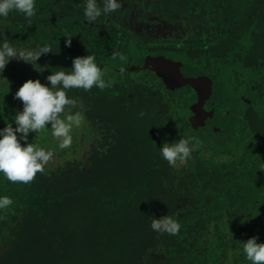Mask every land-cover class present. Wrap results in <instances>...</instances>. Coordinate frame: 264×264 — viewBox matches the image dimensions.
Here are the masks:
<instances>
[{"label":"trees","instance_id":"obj_1","mask_svg":"<svg viewBox=\"0 0 264 264\" xmlns=\"http://www.w3.org/2000/svg\"><path fill=\"white\" fill-rule=\"evenodd\" d=\"M159 1L174 5L181 17L190 7L196 40L189 60L200 82L214 81L219 67L230 68L239 98L213 99L207 107L199 103L200 89L177 91L181 71L176 84L170 80L177 88L172 92L148 77L150 69L138 73L129 65L105 80L104 89L69 90L78 105L65 113L85 116L73 129L71 147L60 149L50 128L30 133L28 142L54 153L44 171L28 184L0 173V196L13 199L0 210V264H224L245 256L241 243L249 238L264 242V0ZM85 6L86 0H36L30 19L15 12L0 17V43L49 45L53 52L34 65L14 58L6 66L0 128L5 122L16 127L23 104L15 93L25 81L48 83L51 71L70 70L77 56L94 54L101 63L116 46V28L92 27ZM238 42L252 44L251 64L235 52ZM249 65L257 71L254 81L245 72ZM189 136L200 147L170 165L162 144ZM164 215L180 223L176 235L151 228Z\"/></svg>","mask_w":264,"mask_h":264},{"label":"clouds","instance_id":"obj_2","mask_svg":"<svg viewBox=\"0 0 264 264\" xmlns=\"http://www.w3.org/2000/svg\"><path fill=\"white\" fill-rule=\"evenodd\" d=\"M122 7V0H86L84 16L88 23H94L102 14H111ZM19 13L26 18L36 15V0H0V17L8 18L10 13ZM67 47L72 46L71 37L65 40ZM47 53H53L51 46L44 45L33 49H18L8 40L0 43V75L6 66L15 58L31 65ZM52 72L46 77L48 83L40 79H28L16 91L15 99L23 104L11 122L0 128V173L10 182L28 184L38 172L42 173L45 166L53 158V151L29 141L30 133H38L50 128L52 135L59 141L60 149L70 148L73 143V129L79 128L85 116L81 110L66 114V107L77 108L78 102L68 95L71 89L90 91L93 86L104 89L108 82L103 78L105 72L97 64L94 54L77 56L72 59V67ZM42 72V71H41ZM62 114L63 118H62ZM2 116V115H0ZM50 125V127H49ZM200 147V140L195 136L180 138L176 142L165 141L160 153L172 166L178 161L191 158L192 153ZM13 203L7 195L0 196V210H6ZM151 228L158 232L176 235L181 228L173 217L164 215L154 218ZM253 236L242 244V252L251 264H264V242L258 243Z\"/></svg>","mask_w":264,"mask_h":264},{"label":"flooded vegetation","instance_id":"obj_3","mask_svg":"<svg viewBox=\"0 0 264 264\" xmlns=\"http://www.w3.org/2000/svg\"><path fill=\"white\" fill-rule=\"evenodd\" d=\"M138 15H135L134 13ZM196 15V14H195ZM192 11L190 7L185 8V14L183 17L177 13L174 5L169 3H163L159 0H122V7L116 12L107 16L104 24L90 23L92 27L98 26L99 29L111 30L114 27L119 34V38L116 42V46L108 53L113 54L117 50L124 46L126 38L129 42L135 40L140 46L143 44V50L145 51L143 57L149 54H156L158 52L177 51L182 52L188 58H190L191 45L196 39H194V29L192 25ZM195 17V16H194ZM98 20V19H97ZM88 23V22H87ZM99 23V22H98ZM143 23L144 25L143 28ZM104 27V29H102ZM150 29V30H149ZM123 35V39L121 38ZM128 42V43H129ZM235 52L241 57L242 60H247L249 64L253 62L254 53H252L249 42H239L234 45ZM245 46V47H244ZM147 48V49H145ZM148 52V53H146ZM190 61V60H189ZM173 73L178 74L186 69L185 64H172ZM245 72L252 75V80L256 79L255 67L245 68ZM201 73V72H199ZM259 73H264V68L259 70ZM249 74V75H250ZM251 91L256 92V88L250 85ZM239 258H236V261ZM245 260V256L236 263L224 262V264H248Z\"/></svg>","mask_w":264,"mask_h":264},{"label":"rangeland","instance_id":"obj_4","mask_svg":"<svg viewBox=\"0 0 264 264\" xmlns=\"http://www.w3.org/2000/svg\"><path fill=\"white\" fill-rule=\"evenodd\" d=\"M134 14L138 15L136 12ZM144 25L146 24L143 23V28ZM138 43L133 40L132 43L126 44L121 49L117 50L115 53L109 54V56H107L105 58L106 60H104L103 62H97V64L105 72V75L103 77L105 80H113L115 76L121 75L123 73V69L126 65H129L131 66V68L136 66L138 73L139 71L141 72L143 68L150 69V71L147 72L148 77H151V74L153 75V77H158V79L161 80L165 84V86L169 84V87L171 88L172 92H175L177 88L178 91L182 87L187 89L189 88L188 90L191 89L190 91L200 89L201 96L199 97V103L207 107L213 105V99H215L216 101H231L234 99L237 100L239 98L238 94L241 92L239 91V88V90H237V88H233V77L230 68L219 67V69H216V73L214 74V81L201 83L199 73H196L198 71V67L195 63L189 61L188 58L184 55V53L180 51H162L160 54V52H158V48L156 50H152L157 51L156 54H149L148 56L143 57L142 54L145 52L142 49L143 44L140 46ZM177 63L182 65L185 64L187 67L184 72L181 73V77L179 78V84L176 88V86L173 85V83L170 81L171 78H168V76H166L167 74L165 71L168 66ZM212 73H214V70L212 71ZM144 74L146 73L143 72L142 74H137L136 77L141 75L143 76ZM201 75L203 76L204 74ZM133 76L135 77V74H133ZM203 77H206V75H204ZM211 89H213V92L211 91ZM187 93H189V95H187L189 96V99L198 98L196 92ZM192 109L190 108V112L192 111ZM186 116H188V114ZM245 260H247L246 257ZM247 263L251 264L250 261H248Z\"/></svg>","mask_w":264,"mask_h":264},{"label":"water","instance_id":"obj_5","mask_svg":"<svg viewBox=\"0 0 264 264\" xmlns=\"http://www.w3.org/2000/svg\"><path fill=\"white\" fill-rule=\"evenodd\" d=\"M173 70H174V69H173V66L170 65V66L167 67L166 72H167L168 75L170 76L172 82L176 84V83H177V74H174V73H173Z\"/></svg>","mask_w":264,"mask_h":264}]
</instances>
